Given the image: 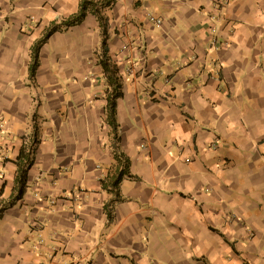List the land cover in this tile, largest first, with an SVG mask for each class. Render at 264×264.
<instances>
[{
  "label": "crops",
  "instance_id": "crops-1",
  "mask_svg": "<svg viewBox=\"0 0 264 264\" xmlns=\"http://www.w3.org/2000/svg\"><path fill=\"white\" fill-rule=\"evenodd\" d=\"M79 2L0 0V264H264V0H114L115 132L91 13L30 76L33 43ZM114 148L129 162L115 199L100 184Z\"/></svg>",
  "mask_w": 264,
  "mask_h": 264
},
{
  "label": "trees",
  "instance_id": "trees-1",
  "mask_svg": "<svg viewBox=\"0 0 264 264\" xmlns=\"http://www.w3.org/2000/svg\"><path fill=\"white\" fill-rule=\"evenodd\" d=\"M114 0H80L78 10L76 13L70 15L59 24L51 23L44 31L42 37L35 41L31 47V64L29 66L30 76H33L35 67L37 65L38 52L41 44L55 31L59 30L60 26H71L78 24L84 19L87 13H91L97 19L101 29V44L100 53L97 56V64L100 66L102 73L106 79L108 89L106 90V112L107 123L115 132V102L116 99L122 96V75L116 63L108 55L106 46L107 38V19L103 11L110 7ZM32 143L36 141L35 130L32 132ZM31 152L25 149L24 145L21 146L18 155L14 161L16 165V173L14 177L15 192L13 199H20L24 193L26 184L27 170L32 163ZM113 158L116 166L111 173H108L101 181L100 184L104 190L111 193L115 198L119 197L118 185L124 176H129L128 159L125 158L116 148L113 149ZM1 212V209H0Z\"/></svg>",
  "mask_w": 264,
  "mask_h": 264
},
{
  "label": "built area",
  "instance_id": "built-area-1",
  "mask_svg": "<svg viewBox=\"0 0 264 264\" xmlns=\"http://www.w3.org/2000/svg\"><path fill=\"white\" fill-rule=\"evenodd\" d=\"M148 20L153 23V24H157L159 25L161 23V19L159 18H156V17H153V16H149L148 17Z\"/></svg>",
  "mask_w": 264,
  "mask_h": 264
},
{
  "label": "rangeland",
  "instance_id": "rangeland-1",
  "mask_svg": "<svg viewBox=\"0 0 264 264\" xmlns=\"http://www.w3.org/2000/svg\"><path fill=\"white\" fill-rule=\"evenodd\" d=\"M23 145H24L26 151L27 150L32 151V146H33L32 139L31 140L29 139L28 142L24 143Z\"/></svg>",
  "mask_w": 264,
  "mask_h": 264
}]
</instances>
